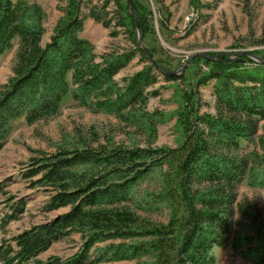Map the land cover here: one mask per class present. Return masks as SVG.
<instances>
[{
	"label": "trees",
	"instance_id": "1",
	"mask_svg": "<svg viewBox=\"0 0 264 264\" xmlns=\"http://www.w3.org/2000/svg\"><path fill=\"white\" fill-rule=\"evenodd\" d=\"M59 1L65 2L60 7L63 15L49 41L42 44V8L26 0H0V56L18 39L12 74L0 85V150L17 118L24 117L28 124L49 119L67 95L95 111L127 118L139 127L147 125L155 136V124L145 118L149 115L143 108L149 96L158 95L152 87L161 81L176 82L175 92L181 99L176 120L182 140L170 148L83 147L45 157L26 177L43 171L38 181L52 190L43 211L67 210L14 235L13 244L0 246V264L31 260L96 264L144 256L151 258L150 264H214L213 248L230 243L235 211L243 216L248 213L246 205L234 206L236 187L244 181L251 161L239 148L257 135L259 122L264 120V63L248 57H243V63L221 60L225 56L217 60L196 57L172 75L168 72L183 64L165 51L158 53L148 42L155 34L150 11L142 13L134 3L143 48L137 42L128 5L121 0ZM190 2L199 4V0ZM87 18L114 27L112 35L123 27L130 45L97 57L93 44L79 35ZM159 23L164 31L167 24L162 16ZM252 52L264 59L261 50ZM135 57L142 67L119 81L116 75ZM208 85L215 97L214 115L200 111V87ZM259 144L264 184V127ZM151 169L159 172V179L143 201L167 210L165 222L141 216L136 212L138 204L131 206L134 187ZM22 207L16 204L3 224L21 213ZM255 231L254 261L262 263L264 226L256 224ZM72 232L84 236L77 256L64 261L59 257L36 260ZM108 240L89 258L95 243Z\"/></svg>",
	"mask_w": 264,
	"mask_h": 264
},
{
	"label": "rangeland",
	"instance_id": "2",
	"mask_svg": "<svg viewBox=\"0 0 264 264\" xmlns=\"http://www.w3.org/2000/svg\"><path fill=\"white\" fill-rule=\"evenodd\" d=\"M35 3L43 10L42 25L44 33L41 43L49 41L58 20L63 15L60 7L65 2L59 0H26ZM102 1V0H94ZM126 3L125 0H121ZM142 13H152L155 34L148 42L154 44L158 53L166 52L173 60H181L183 69L195 59V54L204 52L220 59L229 58L225 51L237 53L245 50H261L264 53V0H199L194 6L190 0H133ZM127 4V3H126ZM136 8V7H135ZM110 14L111 8L108 9ZM130 11V10H129ZM137 11V10H136ZM138 15V14H137ZM166 20V27L160 29L159 19ZM140 23V22H139ZM141 26V25H140ZM102 24L87 18L79 35L93 44L97 57L103 53L120 51L130 42L127 32L120 27L116 35ZM142 33V31H141ZM147 40V39H146ZM18 46V39L12 41V47L0 56V85L12 74L13 58ZM205 58V57H203ZM243 56L238 55L232 60ZM209 59V58H207ZM213 60V59H211ZM229 60V61H232ZM238 62V61H237ZM248 66H253L248 64ZM142 64L135 57L116 78L130 75L140 69ZM207 66H203V68ZM180 68V67H179ZM178 68V69H179ZM191 68V66H190ZM194 69V68H193ZM192 69V70H193ZM191 70V69H190ZM191 70V71H192ZM182 70L179 71V73ZM189 71H186L188 73ZM185 73V72H184ZM188 78L189 74H185ZM176 82H159L152 88L158 89V95L149 96L144 111L155 124V136L147 125L139 127L127 118L95 111L74 101L67 95L60 104L56 115L46 120L28 124L24 117L17 118L11 127L6 143L0 150V246L13 244V236L60 212L67 207L50 212L43 211V205L51 193L50 185L39 182L43 171L26 177V174L45 162V157L59 151L72 148H98L100 146L170 148L176 147L182 140L177 124L176 112L179 108L180 95L175 92ZM201 113L214 115L215 97L212 87H200ZM264 120L259 122V131L251 141H243L241 152L247 154L251 161L244 181L236 187V203L247 207V214L235 211L230 243L225 247H214V264H264L254 261V246L257 244L256 224L264 226V184L259 155L262 147L259 136L263 133ZM41 160V161H40ZM159 172L151 169L133 189L131 206L135 204L136 212L152 221H167V210L153 208L143 201L147 192L157 187ZM21 204L23 211L15 218L3 219L13 213L14 206ZM127 204H130L129 202ZM254 222V223H253ZM84 236L72 232L69 236L53 243L47 250L36 256V260L45 262L51 257L62 261L71 259L82 250ZM115 240L113 242H118ZM108 241L95 243L88 251L89 258L94 257ZM151 258L144 256L135 259L101 261L96 264H150ZM26 264H38L31 260ZM88 264V263H83Z\"/></svg>",
	"mask_w": 264,
	"mask_h": 264
},
{
	"label": "water",
	"instance_id": "3",
	"mask_svg": "<svg viewBox=\"0 0 264 264\" xmlns=\"http://www.w3.org/2000/svg\"><path fill=\"white\" fill-rule=\"evenodd\" d=\"M125 1H126L127 5H128V8H129L130 13H131V15L133 17V20H134L135 29H136V35H137V42H138V44L141 47L145 48V45L143 44V41H142L141 26H140V23H139V19H138V15H137V11H136L134 2H133V0H125ZM228 53L230 54V56H229V58L226 59V61L232 60L234 57H236L238 55H241L243 57H248L250 59H253V60L257 61V62L264 63V59H262L259 55L254 54L250 50H245V51H241V52H237V53H231L229 51H225V52L221 53L220 56L228 54ZM195 55L196 56L205 57V58H209V59H213V60H215L217 58L215 56H212V55H210L208 53H204V52H200V53H197ZM237 61L240 62V63L246 62V60L244 58H240ZM152 62H153V59H152ZM182 67H180L175 72H168V73L172 74V75H177V74H179V71L182 70L181 69Z\"/></svg>",
	"mask_w": 264,
	"mask_h": 264
},
{
	"label": "crops",
	"instance_id": "4",
	"mask_svg": "<svg viewBox=\"0 0 264 264\" xmlns=\"http://www.w3.org/2000/svg\"><path fill=\"white\" fill-rule=\"evenodd\" d=\"M139 70V69H138Z\"/></svg>",
	"mask_w": 264,
	"mask_h": 264
}]
</instances>
